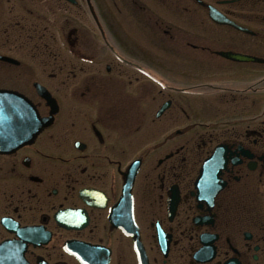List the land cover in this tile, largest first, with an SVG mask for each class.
I'll list each match as a JSON object with an SVG mask.
<instances>
[{
    "label": "flooded vegetation",
    "instance_id": "1",
    "mask_svg": "<svg viewBox=\"0 0 264 264\" xmlns=\"http://www.w3.org/2000/svg\"><path fill=\"white\" fill-rule=\"evenodd\" d=\"M263 67L264 0H0V264H264Z\"/></svg>",
    "mask_w": 264,
    "mask_h": 264
},
{
    "label": "water",
    "instance_id": "2",
    "mask_svg": "<svg viewBox=\"0 0 264 264\" xmlns=\"http://www.w3.org/2000/svg\"><path fill=\"white\" fill-rule=\"evenodd\" d=\"M243 57V56H242ZM243 58H246V57H243ZM246 59H250V58H246ZM44 89V88H43ZM45 90V89H44ZM46 92V91H45ZM15 93V92H14ZM48 93V92H47ZM17 94V93H16ZM18 95V94H17ZM18 96H20V95H18ZM13 98H15V95L13 96ZM17 100H21V102H22V108H25V107H27L28 109H33L34 110V106H32V103L30 102V101H28V99H26L24 96H21V98H17ZM23 116H27V114L26 113H24L23 112ZM24 124H26V121L25 120H22V125H24ZM34 132V131H33ZM24 131L23 130H21V136L23 137L24 136ZM217 155L218 154H216L215 156H213L212 158H210L208 161H207V164H206V166L208 165H210L215 159H216V157H217ZM135 166H136V164H135ZM135 172H136V167H134V170L131 172V174H130V176H128V178L130 179V181H129V179H128V183H126V185H125V191H128V190H131V188H132V182H133V180H134V177H135ZM206 172H207V168L204 170V171H202V174H201V176H200V179H204V176L206 175ZM175 205H176V203H175Z\"/></svg>",
    "mask_w": 264,
    "mask_h": 264
},
{
    "label": "rangeland",
    "instance_id": "3",
    "mask_svg": "<svg viewBox=\"0 0 264 264\" xmlns=\"http://www.w3.org/2000/svg\"><path fill=\"white\" fill-rule=\"evenodd\" d=\"M165 11H163L162 10V8H159V11H160V13H164L165 15H167V16H169L170 18L169 19H171V20H176L177 19V22L179 23V24H181V25H184V26H187V27H189V21L187 22V19L186 18H184L183 17V14H181V13H178L177 14V12L176 11H174L175 13H173V14H170L169 12H167L166 10L167 9H164ZM194 27V26H193ZM197 27V26H196ZM220 37H222V35H220ZM167 57V56H166ZM155 58H157V57H155ZM181 60L183 59V58H180ZM185 59V58H184ZM168 60L169 61H174L175 60V58H169L168 57ZM263 70H264V67H263ZM153 73H156V71L155 70H151ZM167 72V71H166ZM165 72V74L166 75H169V74H167V73H170V72H167L166 73ZM158 73V72H157ZM217 101L216 100H214V99H211V103H216ZM244 102H245V107L246 108H248V112H249V106H248V100H244ZM260 104H262V105H264V95H263V100H262V98H261V101L259 102V105ZM215 105V104H214ZM258 107H260V106H258ZM257 107V108H258ZM227 115V114H226ZM225 116V115H224ZM229 116H232V115H229ZM219 117H222V115L221 114H219ZM139 143H141L140 141L139 142H137L136 144H139ZM261 203H263V205H264V198H263V201L261 202Z\"/></svg>",
    "mask_w": 264,
    "mask_h": 264
}]
</instances>
